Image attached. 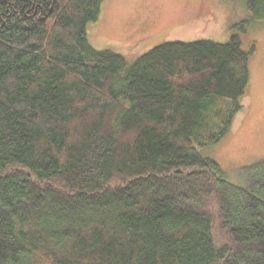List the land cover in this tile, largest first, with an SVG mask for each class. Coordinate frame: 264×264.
<instances>
[{"label":"trees","instance_id":"16d2710c","mask_svg":"<svg viewBox=\"0 0 264 264\" xmlns=\"http://www.w3.org/2000/svg\"><path fill=\"white\" fill-rule=\"evenodd\" d=\"M102 1L0 0V264H264V160L236 184L200 151L243 109L255 46L129 63L86 38Z\"/></svg>","mask_w":264,"mask_h":264},{"label":"rangeland","instance_id":"374dc122","mask_svg":"<svg viewBox=\"0 0 264 264\" xmlns=\"http://www.w3.org/2000/svg\"><path fill=\"white\" fill-rule=\"evenodd\" d=\"M231 33L239 35L243 50L255 46L243 109L221 141L200 151L229 181L241 184L245 169L264 160V20L253 19L243 0H103L98 19L85 28L93 47L117 50L129 63L167 40L224 43ZM228 109L217 115L218 125Z\"/></svg>","mask_w":264,"mask_h":264}]
</instances>
